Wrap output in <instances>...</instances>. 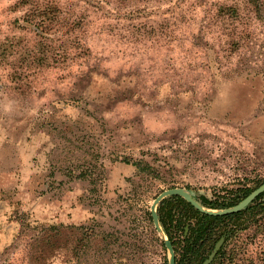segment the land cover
Instances as JSON below:
<instances>
[{"label":"rangeland","instance_id":"obj_1","mask_svg":"<svg viewBox=\"0 0 264 264\" xmlns=\"http://www.w3.org/2000/svg\"><path fill=\"white\" fill-rule=\"evenodd\" d=\"M259 179L264 0H0V264H169L161 193Z\"/></svg>","mask_w":264,"mask_h":264},{"label":"trees","instance_id":"obj_2","mask_svg":"<svg viewBox=\"0 0 264 264\" xmlns=\"http://www.w3.org/2000/svg\"><path fill=\"white\" fill-rule=\"evenodd\" d=\"M57 11L56 7L50 9L53 15H57ZM32 20L34 21V18ZM46 20L48 19L43 17L39 22L34 23L37 30L45 31ZM263 182L262 179H259L253 186L246 184L244 187L236 189L234 195L225 199L203 197L201 203L213 209L234 206ZM158 215L160 223L174 245L176 264H202L224 234L231 232V236L227 237L231 238L234 234L247 229L252 221L257 226L261 224L264 218V192L245 209L224 215L204 213L182 196L172 195L162 201ZM187 225L188 230L185 232ZM180 231L184 232V238L180 235ZM225 250L223 245L212 264L219 259L222 260Z\"/></svg>","mask_w":264,"mask_h":264},{"label":"water","instance_id":"obj_3","mask_svg":"<svg viewBox=\"0 0 264 264\" xmlns=\"http://www.w3.org/2000/svg\"><path fill=\"white\" fill-rule=\"evenodd\" d=\"M264 192V183H262L260 186H258L256 189H254L249 195H247L242 201L237 203L234 206L228 207V208H221V209H213V208H207L204 205H202L199 201H197L191 192L187 191L185 188L182 187H175L168 189L161 193L154 202L152 215L154 218L155 225L159 230H161L159 215L156 210L157 204H159L165 197L172 196V195H179L185 198L187 201L192 203L196 208L201 210L204 213L211 214V215H224V214H230L235 213L238 211H241L248 207L251 203L254 202V200ZM225 236L221 237L219 241L216 243L214 249L210 253L209 257L202 263V264H211L216 255L218 254L220 248L222 247ZM165 245L167 246L169 252H170V258H169V264H176V254L175 249L172 241L169 238L165 239Z\"/></svg>","mask_w":264,"mask_h":264}]
</instances>
